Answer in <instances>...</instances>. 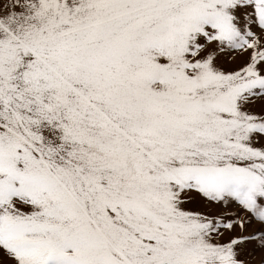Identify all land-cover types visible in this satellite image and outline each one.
Returning <instances> with one entry per match:
<instances>
[{"label": "snow or ice", "instance_id": "snow-or-ice-1", "mask_svg": "<svg viewBox=\"0 0 264 264\" xmlns=\"http://www.w3.org/2000/svg\"><path fill=\"white\" fill-rule=\"evenodd\" d=\"M0 264H264V0H0Z\"/></svg>", "mask_w": 264, "mask_h": 264}]
</instances>
